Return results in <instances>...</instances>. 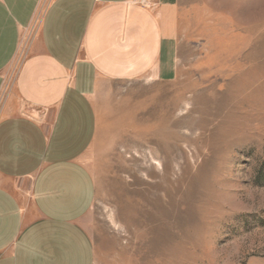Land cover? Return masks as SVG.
<instances>
[{
  "label": "rangeland",
  "instance_id": "1",
  "mask_svg": "<svg viewBox=\"0 0 264 264\" xmlns=\"http://www.w3.org/2000/svg\"><path fill=\"white\" fill-rule=\"evenodd\" d=\"M177 11L175 78L99 90L94 264H264V0Z\"/></svg>",
  "mask_w": 264,
  "mask_h": 264
},
{
  "label": "crops",
  "instance_id": "2",
  "mask_svg": "<svg viewBox=\"0 0 264 264\" xmlns=\"http://www.w3.org/2000/svg\"><path fill=\"white\" fill-rule=\"evenodd\" d=\"M178 0H0V264H94L83 163L104 83L177 74Z\"/></svg>",
  "mask_w": 264,
  "mask_h": 264
},
{
  "label": "built area",
  "instance_id": "3",
  "mask_svg": "<svg viewBox=\"0 0 264 264\" xmlns=\"http://www.w3.org/2000/svg\"><path fill=\"white\" fill-rule=\"evenodd\" d=\"M144 4L147 3L149 0H141Z\"/></svg>",
  "mask_w": 264,
  "mask_h": 264
}]
</instances>
